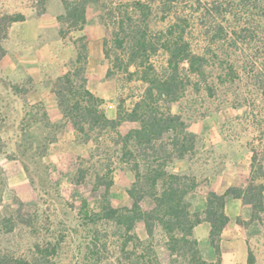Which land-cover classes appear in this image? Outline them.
<instances>
[{
  "label": "trees",
  "instance_id": "16d2710c",
  "mask_svg": "<svg viewBox=\"0 0 264 264\" xmlns=\"http://www.w3.org/2000/svg\"><path fill=\"white\" fill-rule=\"evenodd\" d=\"M47 1L36 0L39 13L45 12ZM62 2L65 12L59 16L61 35L75 43L77 58L75 69L60 75L53 88L63 114L61 126L75 130L82 142H96L87 162L97 158L102 170L91 174L89 168L79 167L65 189L79 191L81 218L88 220L86 224L92 223L79 264H162L154 242L157 230L167 237L169 264H179V258L183 259L180 264H208L194 237L195 227L203 220L211 222L212 242L218 248L216 239L228 221L224 210L228 196L252 204L255 219L259 211L264 212V187L250 183L256 176H264V163L254 151L251 166L253 172L256 170L249 183L230 187L223 194L210 189L207 209L194 211L188 197L199 185L196 178L168 169L175 159L185 158L195 149L194 136L189 132L190 117L182 100L188 87L198 92L204 89L210 96L222 87L233 96L229 104L238 109L246 97L233 87H259L264 93V0H195L190 8L184 6L186 0ZM92 2L104 10L106 57L131 80L137 75L144 87L130 106L121 100L114 118L103 108L105 99L87 86L84 38L74 39L71 34L86 24L87 7ZM24 18L21 12L0 13V60L6 54L10 25ZM154 21L163 22L165 27L154 28ZM159 52L165 55L160 67L153 59ZM111 72L109 69L108 75ZM8 83L14 94L28 102L26 88ZM176 105L178 111L174 110ZM253 115L257 119L260 113ZM127 123L134 126L123 132L121 128ZM105 141L109 143L105 145ZM116 162L135 172L127 190L130 202L121 207L109 197ZM139 222L147 239L137 232ZM2 223L7 231L15 227L6 217ZM51 238L53 241L35 243L43 261L39 256L29 260L0 254V264H49L48 255L57 253L54 243L59 236ZM253 258L251 253V263Z\"/></svg>",
  "mask_w": 264,
  "mask_h": 264
},
{
  "label": "rangeland",
  "instance_id": "374dc122",
  "mask_svg": "<svg viewBox=\"0 0 264 264\" xmlns=\"http://www.w3.org/2000/svg\"><path fill=\"white\" fill-rule=\"evenodd\" d=\"M186 1L188 3L184 6L188 8L195 4V0ZM35 5L36 0H0V13L22 12ZM88 9L89 26L93 30L83 37L87 52L93 50V41L100 35V28L105 30L102 18L104 10L100 4L92 2ZM153 27L161 29L165 24L154 21ZM59 51L66 61L62 74L69 68L75 69L73 59V56L77 55L75 43L66 38ZM164 58L162 52L153 57L159 67L164 63ZM107 65L112 71L111 75L107 74L109 83L106 88L110 95L108 102L112 101L113 104L109 107L105 100L103 108L109 117H113L117 114L122 99L130 106L138 99V94L144 87L137 75L131 80L129 75L117 68L113 59H107ZM135 70L136 67H132V71ZM92 72L94 77H99L96 74L101 70L92 69L88 73L86 71L88 79ZM94 77L92 78L95 79ZM56 81L57 78L52 80L53 86ZM8 82L9 80L0 74V254H8L13 258L23 256L29 260L39 256L43 261L44 257L36 249L35 243L42 242L43 239L44 242L49 239L53 241L51 237L56 235L59 236L58 242L54 243L57 253H49L47 258L49 264L73 262L79 264L83 262L92 223L86 224L88 220L81 218L83 212L79 200L82 196L79 191L70 192L65 189L74 180L79 167L89 168L91 174L96 171L102 172L101 163L97 158L87 162L96 142L92 140L87 143L89 145H85L86 143L77 136L76 143L72 144L68 138L59 146L57 152L58 146H51V143L57 139V132L64 130L61 126L63 120L59 122L52 120L43 107L29 104L21 95L16 96ZM96 84L98 83L94 84L92 81L88 82L87 86L94 92L96 88H100ZM233 89L237 92L239 90L246 97L241 108L236 109L229 104L231 100L228 99L233 96L229 92V94L223 92L222 87L217 90L215 96H210L204 89L198 92L193 87H188L182 103L186 115L190 117L189 132L194 136L195 149L185 159L192 163L195 171L206 168L214 170L227 162L233 164L234 159L239 158L238 154L244 157L246 153L254 151L258 154V160H263L264 93L259 87ZM22 93L24 92L20 94ZM174 110L178 111L177 105ZM253 113H260L258 120L254 118ZM132 126L134 124L127 123L121 130L126 132ZM80 143L85 144L76 147V144ZM108 143L105 141V145ZM87 151L89 155L82 157L81 153L85 154ZM180 161L183 160L176 159L173 166L169 165L168 169L174 172V165ZM117 163L115 164L117 170H122ZM22 167L24 179L19 177ZM122 168L124 172L122 170L113 174L114 186L109 196L112 203L118 207L125 205L121 199L128 194L126 185L130 187L135 179V172L130 166L125 165ZM10 176L13 177L9 180ZM204 176H198V183L207 178ZM91 201L92 207H96V202ZM4 217L12 220L15 226L12 231H7L3 225ZM25 221L32 226L25 224ZM145 231L143 223L139 222L137 232L145 238ZM166 239L160 230L156 231L154 242L158 246L162 264H169L171 260L167 258L168 252L161 248L166 245ZM182 261L183 259L179 258V264Z\"/></svg>",
  "mask_w": 264,
  "mask_h": 264
},
{
  "label": "crops",
  "instance_id": "0c3cea01",
  "mask_svg": "<svg viewBox=\"0 0 264 264\" xmlns=\"http://www.w3.org/2000/svg\"><path fill=\"white\" fill-rule=\"evenodd\" d=\"M45 8V12L39 13L35 6H30L21 12L25 16L23 20L15 21L10 25L6 40V54L0 60V74L13 85L26 87V97L29 104L43 107L49 118L59 122L61 119L63 120V114L57 94L53 89L52 80L62 74L63 64L66 62L59 51L61 44L65 42V38L61 35L63 23L59 19V16L65 12V7L61 0H49ZM88 10L87 7V22L84 27L71 32L74 39L85 37L93 30L89 26ZM78 32L79 34H77ZM104 37L105 30L101 27L100 35L93 41V50L90 49L87 52L86 71L88 73L92 69L101 70L100 73L96 74L99 77H94L93 72L89 74L92 76L89 77L88 82L98 83L96 85H99L100 88H96L94 92L104 98L106 105H108L113 103L112 101L108 102L110 95L107 93L109 90L106 88L109 83V77L107 76L109 67L107 65L108 58L104 52ZM76 58L77 55L73 56L74 60ZM116 115L114 114L111 118L116 117ZM68 138L72 144L76 143V131L64 129L57 132V139L51 143V146H58V152L59 146H62ZM83 144L85 143L76 144V147ZM85 145L89 144L86 143ZM81 154L82 157L86 154L89 155L88 151ZM237 156L239 158L234 159L233 164L227 162L214 170L206 168L202 171H195L192 163L185 158L180 159L183 161L174 165V172L193 175L196 177L197 182L198 176H207L203 182L198 183L199 185L195 191L188 197L194 211L204 212L207 209L208 191L210 189L218 194H223L230 187H244L249 183L251 175H255L256 170L254 168L253 172L251 166L253 152L246 153L244 157H241V154ZM174 161L170 164L171 166H173ZM261 162L264 163V157ZM121 169L124 168L121 166ZM122 170L118 171L116 168L115 172H122ZM20 171L22 172L19 177L24 179L23 167ZM12 177L10 176L9 180ZM250 183L253 186L263 185L264 187V176H256ZM126 188H129L128 185H126ZM262 198L264 202V188ZM121 200L123 204L127 205L130 202V197L126 194ZM224 210L228 216V221L220 236L216 239L218 248L212 242L211 222L203 220L194 229V237L198 240L203 259L208 264H264V212L259 211L258 217L253 218V205L245 202L243 198L233 195L228 196ZM139 235L143 239L148 238L146 231L145 238L141 234ZM165 241L166 245L161 246V248L164 252L169 253L167 239ZM156 248L160 257L158 246ZM251 253L254 257L252 263L250 261Z\"/></svg>",
  "mask_w": 264,
  "mask_h": 264
},
{
  "label": "built area",
  "instance_id": "2783aa9c",
  "mask_svg": "<svg viewBox=\"0 0 264 264\" xmlns=\"http://www.w3.org/2000/svg\"><path fill=\"white\" fill-rule=\"evenodd\" d=\"M109 107H112V104H109Z\"/></svg>",
  "mask_w": 264,
  "mask_h": 264
}]
</instances>
